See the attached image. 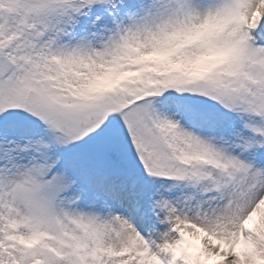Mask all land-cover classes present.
Listing matches in <instances>:
<instances>
[{
	"label": "rangeland",
	"instance_id": "1",
	"mask_svg": "<svg viewBox=\"0 0 264 264\" xmlns=\"http://www.w3.org/2000/svg\"><path fill=\"white\" fill-rule=\"evenodd\" d=\"M105 2L108 3L107 10L111 16L115 15V9L118 13V18L122 22L121 33L125 30L123 39L127 38L131 43L139 41L142 46V53L150 52L152 48H158L161 52H164L169 46L170 48L174 47V44L178 43V41H176V38L174 41L172 39L178 28L180 26L184 28L189 26L193 27V24L196 23L195 18L198 11L201 8H208L207 18L199 25V29L203 30V37L196 46L190 47L189 44V47H185L183 50V56L181 57L183 62V76L186 75L188 65L193 67L197 62L202 60L203 55L207 52L217 54L219 50H223L231 45L241 49L243 47L241 38L244 36L248 41L250 39L248 32L242 24V18L246 12L245 10H241L242 1L239 0H188L190 15L184 11L178 17L174 8L171 14L164 13L161 16L154 14L155 17L152 19L141 16V12L135 1L127 0L121 10L116 7V4L109 5L110 0H105ZM102 20V23H96L97 21L94 18H90L93 24H87L86 31L80 30L78 34L75 33L72 37L66 36L58 41L59 49L63 48L65 53L69 51V48L72 50L74 56H72L70 63L71 65L73 64L75 71L82 73V77L90 75L93 64L89 66V69L80 67L76 60L80 53H88L91 59H97L103 53V61L107 64L111 60L114 61L116 64L114 68L116 70L126 67V64H133V60L136 57V54L131 51V48H125L126 43L122 44L123 47L121 46L118 35L113 30L114 26L109 25L108 20L104 18ZM92 28H96V31ZM65 38L71 42L65 41ZM183 42L187 41L184 40ZM252 47L256 49L254 45ZM249 56L250 53L246 55L243 61L231 56L219 64H214L210 71L202 78L204 82L201 85L193 86L192 89L186 92H182L177 87L175 79H171L170 81L166 80L161 85L156 82L158 86L157 92L160 90V94L153 100V103L158 106L160 113L164 115L150 117L148 114L144 115L141 108L130 110L121 117L119 124L113 125L112 123V128L107 126V129L99 132V137H101L103 132H110L113 129L116 132L113 134L114 138L111 141H101L103 149L115 154L119 159H131L132 154L137 151L136 146L141 144L144 150H140L139 156L149 158L150 154H146L144 151L146 149L151 151L155 148L156 145L154 142L156 141L154 134L156 130L166 128L163 122L167 124L173 122L178 127L173 136L170 138L165 137L166 142H188L181 135H177L181 127V121L177 117L184 119L192 126L196 125L194 112L200 108L205 94H209V92L218 88L221 92L226 93L225 96L230 102L229 105L222 108V112L233 114L239 110L244 115V120L242 119L241 122L232 127L231 131H217L216 129L211 131L212 137H219L229 143H233V145L236 142L241 143L242 141L263 145L264 138L257 128L262 120L264 121V52H261L255 58V61H250ZM117 57L119 58L116 60ZM170 61L172 59H168V62ZM158 70L161 72L164 68L160 67ZM238 72L239 74L237 75ZM11 77L9 75L8 79ZM70 78L72 83H77L75 82L77 79L75 75L70 76ZM150 79L152 78H146L145 85L146 81ZM0 80L4 79L0 78ZM145 89L148 90L147 87ZM55 98L41 97L40 100L42 102L48 103L49 112L46 115H49L50 112L52 114V111L55 110ZM178 98L179 100H177ZM83 99H85V96H76L72 106L70 102L67 104L70 106V109L81 111L88 107ZM12 103L13 101L7 104ZM102 109V104L96 105V107L89 111V114L96 115L98 112H102ZM70 111H57L55 115L65 118L70 114ZM247 112L248 114L246 115ZM19 116L0 117L1 237H3L1 230L7 229L5 228L8 219L5 213L6 206L9 207L10 217L18 220L17 212L12 205L14 200L22 196L21 191L26 196L33 195L37 192L43 195L48 186L44 182L45 176L53 168V164H55L54 151L57 150L55 136L50 137L49 142L53 153L47 161L45 168H42L37 158L40 154V144L44 142L45 136L49 132L43 122L32 125L30 123H24L22 120L19 123L12 120V118ZM69 120L67 118L66 122H69ZM95 126L96 123L88 125L85 128V133L90 138L95 134L90 129ZM158 142H160L159 139ZM190 145L192 144L190 143ZM131 146L133 147L130 148ZM91 150L90 147L83 150L82 157L77 161L80 166H86L87 162L89 163V167L93 166ZM253 155L254 152H252L251 157ZM260 157L262 159V165H264V154ZM118 179L122 180L125 184L124 187L129 189L134 188L126 172H121V177H118ZM139 183L143 191L151 184L150 180L144 176L139 178ZM179 188L181 187L178 186L174 190L173 197H175ZM101 189L102 191L104 190L110 199L112 194L114 196L121 192L119 190L120 185L114 186L106 184ZM184 192H187V190H184ZM71 196V199H76L77 202L70 205V222L66 226L65 222L60 221V229L65 230L66 227L77 228L79 225L77 221L78 217H81L86 223L93 225V229L98 232L99 236L92 230L87 235L89 237L88 251L94 252L96 257V259L92 260L94 264H116V250L118 248L127 251L128 249L132 250L134 258L146 256V252L150 256L151 252L145 251L144 249L143 241L146 237L151 239L153 247L156 250H160L163 253H170L171 244L168 243L169 237L162 233L163 226L159 230L161 220L167 214H165V211H163L159 203L154 204L152 200H148L140 211L144 215L142 216L144 219V227H135L133 224L127 222L131 220L132 213L121 209L117 204H114L112 199L110 200V204L103 206L102 203L95 202V199L83 200L75 194ZM214 196H207V198ZM177 197L180 202L185 204V218L187 217L193 220L194 217L200 214L195 209H191L194 212L192 214L191 210L186 206L188 205L187 200L191 196H186L181 192ZM139 199L141 200L142 197L139 196ZM202 199L200 197L197 198L199 202H203ZM173 202L176 203L175 201ZM209 203L211 204L212 202ZM98 206L102 207L99 208ZM177 209L180 208L177 207ZM67 210V206L62 204L58 212L62 216H68ZM134 217H136V213H134ZM169 219L170 215L166 221L168 222ZM120 225L123 226L121 227ZM103 229L110 233V235L107 234L110 237L106 238L107 240L100 245L99 240L105 234ZM146 229H152V232H147ZM114 235L121 236V238H116ZM0 255H7V253L0 251ZM253 259L254 257L252 256H246L245 260L243 255L238 256V254H235L227 260L228 262L226 264H237L238 261L249 264ZM261 264H264V261Z\"/></svg>",
	"mask_w": 264,
	"mask_h": 264
},
{
	"label": "bare ground",
	"instance_id": "2",
	"mask_svg": "<svg viewBox=\"0 0 264 264\" xmlns=\"http://www.w3.org/2000/svg\"><path fill=\"white\" fill-rule=\"evenodd\" d=\"M219 148L223 150L224 146L220 145ZM230 157L235 159L238 162H242V158L239 153L232 152ZM255 197H256V194L253 193L250 196L249 201L246 203V206H251ZM262 208H263L262 211H264V206H262ZM247 231H248L250 240L253 243V246H256L255 248H257L258 247L257 244L259 241L264 242V217H261L260 219H258L257 216H254L247 224Z\"/></svg>",
	"mask_w": 264,
	"mask_h": 264
}]
</instances>
